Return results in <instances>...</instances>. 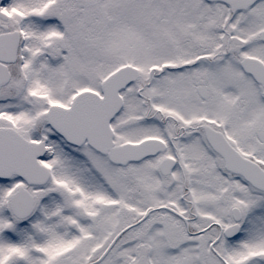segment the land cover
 I'll return each mask as SVG.
<instances>
[{"label":"snow or ice","instance_id":"1","mask_svg":"<svg viewBox=\"0 0 264 264\" xmlns=\"http://www.w3.org/2000/svg\"><path fill=\"white\" fill-rule=\"evenodd\" d=\"M0 264H264V0H0Z\"/></svg>","mask_w":264,"mask_h":264}]
</instances>
